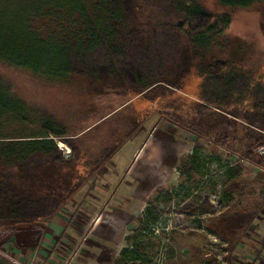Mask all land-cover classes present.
<instances>
[{
    "label": "rangeland",
    "instance_id": "obj_1",
    "mask_svg": "<svg viewBox=\"0 0 264 264\" xmlns=\"http://www.w3.org/2000/svg\"><path fill=\"white\" fill-rule=\"evenodd\" d=\"M185 1L111 0L115 19L95 3L84 15L32 13L44 37L84 50L66 77L0 60L2 83L27 108L2 129L30 134L49 117L69 134L56 138L63 157L70 143L79 163L105 161L58 214L0 230V264H264V140L250 147L264 135V0L232 10L195 0L231 15L205 47L187 35ZM95 21L105 30L89 46ZM17 174L0 165V189H30Z\"/></svg>",
    "mask_w": 264,
    "mask_h": 264
},
{
    "label": "trees",
    "instance_id": "obj_2",
    "mask_svg": "<svg viewBox=\"0 0 264 264\" xmlns=\"http://www.w3.org/2000/svg\"><path fill=\"white\" fill-rule=\"evenodd\" d=\"M19 1L23 3L21 7L17 5ZM110 1L35 0L34 3L27 5L22 0H0V60L35 73L45 72L54 77H66L70 72L72 56L79 55L78 53L84 50L83 44L80 41L73 42L68 37L56 36L54 33H48V36L44 37L32 27V13L46 10L45 14L52 17L60 9L68 12L69 15L73 13L84 15L88 4L95 3L98 10L107 12L108 17L115 19L118 11L114 8L106 10ZM258 1L260 0H217L220 6L231 10L246 9ZM85 18L90 19L87 16ZM185 18L187 35L196 46L201 47L209 46L213 36L221 34L231 22L230 13L211 14L195 0L185 1ZM98 20L96 19L97 22ZM96 21L93 23L94 27H87V33L92 39L88 41L89 46L98 42L100 38V36L97 38L98 29L105 30ZM154 84L143 85L141 92ZM26 114L27 108L24 102L15 97L0 79V165L16 167L17 181L26 176L30 182V189L25 190V185L12 186L11 183L7 185L5 181V187L0 189V230L28 226L35 221L40 222L58 214L65 203L88 180L99 173L105 161L104 158H98V160L79 163V150L67 141L64 142L71 148L72 154L63 157L56 138H63L69 134L57 127L49 117L30 134H5L2 129L4 120L26 119ZM224 116L226 115H219L222 119H226ZM210 118V115L201 114L194 119L206 129L211 121ZM260 138L264 140V135L255 138L256 142L251 143L250 147L259 144ZM120 144L113 147L110 154L118 151ZM110 154L107 153L106 157ZM2 183L3 181H0V185ZM235 225L238 228L243 226ZM138 250L139 248L137 250L123 248L121 256L134 259Z\"/></svg>",
    "mask_w": 264,
    "mask_h": 264
},
{
    "label": "built area",
    "instance_id": "obj_3",
    "mask_svg": "<svg viewBox=\"0 0 264 264\" xmlns=\"http://www.w3.org/2000/svg\"><path fill=\"white\" fill-rule=\"evenodd\" d=\"M258 152H259V154H263L264 153V147L259 148Z\"/></svg>",
    "mask_w": 264,
    "mask_h": 264
}]
</instances>
